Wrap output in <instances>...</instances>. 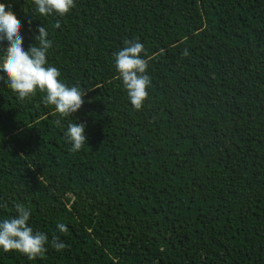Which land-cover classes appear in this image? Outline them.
Returning a JSON list of instances; mask_svg holds the SVG:
<instances>
[{
	"label": "trees",
	"instance_id": "trees-1",
	"mask_svg": "<svg viewBox=\"0 0 264 264\" xmlns=\"http://www.w3.org/2000/svg\"><path fill=\"white\" fill-rule=\"evenodd\" d=\"M0 3L25 50L46 28L48 65L85 91L66 117L0 79V221L23 204L48 236L0 264H264V0H74L62 17ZM126 40L151 58L140 110L114 67Z\"/></svg>",
	"mask_w": 264,
	"mask_h": 264
},
{
	"label": "clouds",
	"instance_id": "clouds-1",
	"mask_svg": "<svg viewBox=\"0 0 264 264\" xmlns=\"http://www.w3.org/2000/svg\"><path fill=\"white\" fill-rule=\"evenodd\" d=\"M36 11L41 16L56 14L64 16L74 7V0H33ZM60 27L59 21L55 24ZM21 22L11 9L6 10V5L0 3V41H6L7 47L4 55L0 57V79H4L8 88L20 100H25L43 93L42 103L53 106L60 116L69 117L84 103L85 91L79 86H68L60 79V71L49 66L47 53L52 46L48 38L49 33L44 26H38V35L35 43L28 50L23 47V37L20 35ZM125 46L114 54V67L118 79L122 81L131 105L140 110L148 97L147 88L151 84L150 77L146 74L149 58H144V45L138 40H126ZM183 55L187 56V50ZM60 123L59 120L56 121ZM85 126L80 123H68L64 135L71 143V151L80 150L86 143L84 134ZM40 179V177H38ZM16 215L0 221V249L4 252L16 251L26 255L29 259L42 256L47 248L48 236L36 231L28 225L30 209L23 204H15ZM61 233H66L68 228L63 223L56 225ZM52 247L57 251L63 250L66 245L59 237H54Z\"/></svg>",
	"mask_w": 264,
	"mask_h": 264
}]
</instances>
